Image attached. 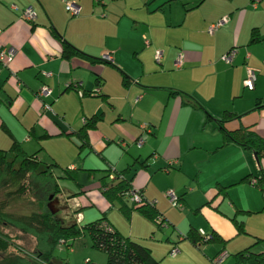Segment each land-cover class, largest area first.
I'll list each match as a JSON object with an SVG mask.
<instances>
[{
	"label": "crops",
	"instance_id": "1",
	"mask_svg": "<svg viewBox=\"0 0 264 264\" xmlns=\"http://www.w3.org/2000/svg\"><path fill=\"white\" fill-rule=\"evenodd\" d=\"M67 1L81 7L78 17L68 14L64 0H0V46L16 51L7 67L0 63V150L14 138L27 154L54 165L60 194L51 203L57 208L50 206L64 224L83 226L107 215L161 264H213L221 251L230 255L221 264H235L233 254L249 247L264 254V191L251 183L264 176V159L234 144L222 147L217 122L234 112L241 119L229 129L251 127L264 139V1ZM30 7L34 21L23 16ZM225 16L229 22L209 35L208 27ZM253 30L261 41L250 43ZM64 43L100 61L66 60ZM232 49L236 55L227 64L221 57ZM158 51L160 67L151 70ZM250 70L257 79L248 91ZM43 86L48 97L38 96ZM153 86L165 91L161 97L152 98ZM97 89L99 96L90 94ZM206 113L214 120L202 130ZM93 116L98 124L79 150L80 140L68 134ZM67 169L76 181L66 177ZM249 175L251 181L234 185ZM120 179L154 202L169 228L138 212L126 219L120 203L103 194L105 184ZM218 186L228 188L227 199L215 197ZM169 189L181 206L167 199ZM124 202L133 206L127 197ZM234 218L244 228L238 236ZM191 228L228 243L193 246L185 239ZM173 246L175 258L168 256Z\"/></svg>",
	"mask_w": 264,
	"mask_h": 264
},
{
	"label": "trees",
	"instance_id": "2",
	"mask_svg": "<svg viewBox=\"0 0 264 264\" xmlns=\"http://www.w3.org/2000/svg\"><path fill=\"white\" fill-rule=\"evenodd\" d=\"M154 1L152 0L150 4ZM261 40L262 37L259 32L253 30L250 43ZM63 57L66 60L73 57H82L90 60L91 63L100 61L98 58L83 54L68 43L63 44ZM90 94L92 95L93 92ZM240 119V115L226 111L217 121L219 131L223 137L222 147L234 144L252 151L258 161L263 160L264 139L253 128L240 126L236 129H229L227 127L228 123ZM211 120H214V118L207 113L206 124ZM98 121V116L88 118L77 133L68 134L69 138L76 135L80 140L79 150L86 147L88 131L94 129ZM3 130L13 138L5 125H3ZM52 167L54 165L44 164L37 160V154H27L14 138L13 144L8 150H0V264H61L60 260L56 259L54 255L60 242L63 241L64 245L70 248L73 246L72 243L86 235V233L91 239L93 248L106 254L107 264H161V261L154 258L149 247L123 235L108 220L107 215H102L97 220L83 226H79L77 223L64 224L50 206L54 198L60 194L58 178L53 174ZM129 170L130 168L124 172ZM65 172L67 178L76 181L72 172L68 169ZM119 176L118 174L117 178ZM251 179L252 176L249 175L234 185H240L251 181ZM254 185L264 191V176L257 179V184ZM132 189L134 188L130 187L129 181L120 179L116 183L105 184L103 194L112 204L116 201L120 203V211L126 219H131L132 213L138 212L153 222L159 229H162L166 222L155 205L145 201V199L141 203H133L132 207L124 202V195ZM227 189V187L218 186L215 197L222 194L223 199H227ZM17 199L32 201L35 211L31 214L8 211L10 202ZM216 209L218 210V208ZM200 211L201 208L195 210V214ZM232 221L237 227V236L243 234V224L235 218ZM202 231L201 229L191 228L185 239L193 246H200L201 244L225 245L228 243L227 240L215 232L207 234L204 231L202 233ZM25 238L34 239V248L31 251L18 244ZM259 241L263 240L260 239ZM174 247L176 246H173L168 254L171 258H175L179 254L178 249V253L172 256ZM10 248H12V251H10ZM223 253H227L228 257L225 259L227 260L230 256L228 252L221 251L212 260V263L214 264V260ZM233 257L236 260L235 264H264V254L251 252V247L233 254Z\"/></svg>",
	"mask_w": 264,
	"mask_h": 264
},
{
	"label": "built area",
	"instance_id": "3",
	"mask_svg": "<svg viewBox=\"0 0 264 264\" xmlns=\"http://www.w3.org/2000/svg\"><path fill=\"white\" fill-rule=\"evenodd\" d=\"M264 0H251V4L253 6H257L259 4H261ZM65 3V8L66 11L68 12V14L71 17H78L81 13V7L78 6L77 4L64 0ZM23 16L25 19H27L28 21H34L35 20V12L33 10V8H27L26 10L23 11ZM229 22V17L225 16L223 18H221L219 21L211 24L207 31L210 35H214L220 28L224 27L227 23ZM15 54L16 51L13 48H2L0 46V63L4 66L7 67V65L13 61V59L15 58ZM236 55V50L232 49L230 50L228 53H226L225 55H223L221 58L222 60L227 63V64H231L234 57ZM104 60L106 62H112L113 58L111 55L106 54L104 55ZM162 58V52L158 51L156 53V60L159 62ZM182 61H183V54H180L177 62H176V67H179L182 65ZM46 76H50L49 73L45 74ZM257 79V74L255 73L254 70H250L248 73V76L245 80V86L253 89L255 87V82ZM99 90H95L93 92L92 95L97 96L99 95ZM51 94V91L49 89V87L47 86H43L40 91L38 92V96L39 97H48ZM80 96H82V94H79ZM138 145H141L143 143L142 139H139L136 142ZM253 184H257V180H253L252 181ZM166 197L170 200V202L174 205V206H181V204H179V199L177 198V196L175 195V193L173 191H167L166 192ZM124 197H127L128 200H130L132 203H141L144 201V197L141 193V191L139 189H132L130 191H128ZM146 201V200H145ZM153 204V203H151ZM202 233H204L202 231ZM61 245H64V242L61 241L60 242ZM178 253V248L174 247V249L172 250V256L176 255ZM228 257L227 253H223L222 255H220V257L216 258L214 260V264H221L226 258Z\"/></svg>",
	"mask_w": 264,
	"mask_h": 264
},
{
	"label": "rangeland",
	"instance_id": "4",
	"mask_svg": "<svg viewBox=\"0 0 264 264\" xmlns=\"http://www.w3.org/2000/svg\"><path fill=\"white\" fill-rule=\"evenodd\" d=\"M155 59L156 58H154V60ZM160 62L161 61L157 62V60H155L152 66H149L148 68L153 70L156 65L160 67ZM156 82H160V81L157 79V81H155L154 83ZM154 83L152 85H155ZM246 90L249 91L251 89L247 88ZM151 91H152L151 94H153L152 98H155L156 96L161 97L163 92H165V91H162L161 89H156V86H153ZM156 92H158L157 95H156ZM212 122L213 121L211 120L209 123H212ZM205 123L206 121L202 125V130H205L206 128ZM170 190L175 193L177 198H179V196L176 194V192L173 189H169L167 191H170ZM151 203H153V205L155 204L154 202H151ZM179 204L182 205V202L179 201ZM51 206H53V209L57 208L56 206L52 204ZM8 211L19 213V214H31L33 211H35V207L32 201L30 200L17 199L15 201L10 202ZM169 226H170L169 222L166 220V223L163 225L162 229L166 227L169 228ZM18 244L21 245L22 247H25L27 250L31 251L34 248V239L25 238L22 241L18 242ZM72 244L73 246L70 248H67L65 245H61V244L58 245V247L56 248L54 255L56 259L60 260L61 264H107L106 254L102 251H99L93 248L91 239L87 233L80 239H77ZM71 250H73V252ZM10 251H12V248H10Z\"/></svg>",
	"mask_w": 264,
	"mask_h": 264
}]
</instances>
